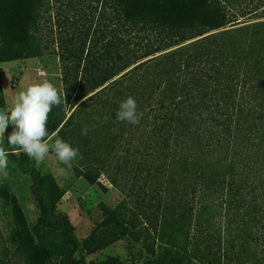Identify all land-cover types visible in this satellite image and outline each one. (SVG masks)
Listing matches in <instances>:
<instances>
[{
    "label": "trees",
    "instance_id": "trees-1",
    "mask_svg": "<svg viewBox=\"0 0 264 264\" xmlns=\"http://www.w3.org/2000/svg\"><path fill=\"white\" fill-rule=\"evenodd\" d=\"M46 1L0 0V64L41 55L35 33ZM56 1L66 14L58 27L67 34L66 77L80 81L84 96L97 91L59 131L78 175L106 174L122 189L119 175L133 177L145 195H162L166 209L172 197L200 264H264V0ZM251 17L256 22L226 30ZM0 124L21 150L18 169L53 228L51 248L23 264H90L69 218L57 212L64 193L55 178L38 169L10 117ZM15 216L19 245L13 255L1 246L0 264H15L29 234L17 203ZM202 242L209 256L197 250Z\"/></svg>",
    "mask_w": 264,
    "mask_h": 264
},
{
    "label": "rangeland",
    "instance_id": "rangeland-1",
    "mask_svg": "<svg viewBox=\"0 0 264 264\" xmlns=\"http://www.w3.org/2000/svg\"><path fill=\"white\" fill-rule=\"evenodd\" d=\"M60 4L47 0L42 10L39 30L35 33L41 55L0 64V106H5L0 109V117H10L14 131L26 134L38 169L53 176L63 191L57 212L69 218L72 237L81 244L82 256L88 263L200 264L195 259L193 237L186 240L187 227L182 232L178 216L173 212L172 197L166 209L160 201L164 200L162 195L157 199L145 195L139 187L132 186L133 177L119 175L126 183L125 189L112 184L106 174L98 176L96 181L86 179L78 175L64 154L59 131L78 106L97 91L84 96L86 92L79 89L80 81L75 84L70 73L66 77L60 44L66 43L67 34L58 28L66 14L60 13ZM253 19L241 18V25L226 30L256 22ZM97 22L96 16L92 30L98 26ZM77 23L74 26L82 30V23ZM102 144L94 143L96 149ZM20 153L13 137L2 135L0 124V247L13 255L19 245L12 241L17 231L15 203L21 208L29 230L21 244L22 256H15V264H23L25 255L48 251L53 232L41 219L30 177L18 169ZM93 158L88 161L91 165L96 160ZM114 175V171L109 173L111 177ZM207 248L202 242L197 250L209 256Z\"/></svg>",
    "mask_w": 264,
    "mask_h": 264
},
{
    "label": "water",
    "instance_id": "water-1",
    "mask_svg": "<svg viewBox=\"0 0 264 264\" xmlns=\"http://www.w3.org/2000/svg\"><path fill=\"white\" fill-rule=\"evenodd\" d=\"M125 73H126V72H125ZM125 73H123V74H125ZM123 74H122V75H123ZM122 75H120V76H122ZM120 76H119V77H120ZM116 79H117V78H116ZM116 79H114V80H116ZM114 80H112L111 82H113ZM106 86H107V85H106ZM106 86H105V87H106ZM103 88H104V87H103ZM103 88H101V89H103ZM101 89H100V90H101Z\"/></svg>",
    "mask_w": 264,
    "mask_h": 264
}]
</instances>
